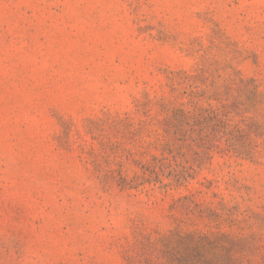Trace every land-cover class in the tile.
<instances>
[{
  "label": "rangeland",
  "instance_id": "374dc122",
  "mask_svg": "<svg viewBox=\"0 0 264 264\" xmlns=\"http://www.w3.org/2000/svg\"><path fill=\"white\" fill-rule=\"evenodd\" d=\"M0 264H264V0H0Z\"/></svg>",
  "mask_w": 264,
  "mask_h": 264
}]
</instances>
